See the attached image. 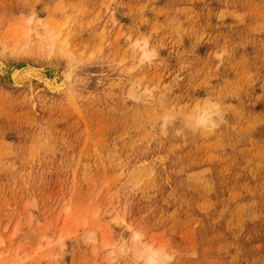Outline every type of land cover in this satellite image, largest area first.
<instances>
[{"label":"rangeland","instance_id":"1","mask_svg":"<svg viewBox=\"0 0 264 264\" xmlns=\"http://www.w3.org/2000/svg\"><path fill=\"white\" fill-rule=\"evenodd\" d=\"M38 23L61 28L52 50ZM3 54L45 75L59 65L73 98L0 73V240L14 233L0 264H104L83 224L101 247L142 227L197 251L179 264H264V0H0ZM133 85L147 102L125 100ZM208 95L226 106L215 134H176L179 121L160 134L161 98L180 109Z\"/></svg>","mask_w":264,"mask_h":264},{"label":"clouds","instance_id":"2","mask_svg":"<svg viewBox=\"0 0 264 264\" xmlns=\"http://www.w3.org/2000/svg\"><path fill=\"white\" fill-rule=\"evenodd\" d=\"M132 53L139 57L141 63H151L158 56V51L152 47L147 38L136 40L129 45ZM72 70L78 71L80 65L74 58H69ZM126 101L145 103V94L136 85L127 93ZM158 116L159 131L162 136L168 135L169 128H173L179 121L180 129L176 134L187 131L204 137L211 136L225 123L226 106L215 96L197 98L191 105L177 109L168 106L163 98L159 101ZM30 207H35L34 202ZM81 240L94 255L103 254L104 264H179L182 258L195 259L198 253L195 249L183 251L171 241L153 242L147 238L146 230L137 227L131 237L124 242H117L110 247H101L99 231L88 225H83Z\"/></svg>","mask_w":264,"mask_h":264},{"label":"bare ground","instance_id":"3","mask_svg":"<svg viewBox=\"0 0 264 264\" xmlns=\"http://www.w3.org/2000/svg\"><path fill=\"white\" fill-rule=\"evenodd\" d=\"M31 19H29V23H30ZM49 25V24H48ZM36 28H38L37 30V34L41 35V36H44V29L47 28L45 31L47 32V43L45 42L43 45V49L46 48V49H49V50H52V48L55 47V45L52 43L55 39L58 38V35H60L61 33V28L58 27V28H54L57 29L54 31V34L52 33V35L49 33V30L52 31V29L50 27H47V23H43V24H36L35 26ZM28 28V27H27ZM31 30V29H28V31ZM33 30V29H32ZM31 30V31H32ZM35 30V29H34ZM44 32V33H43ZM66 34V35H65ZM64 34V37L62 39H58V43L59 45H63V46H66L67 45V36L68 34L65 33ZM46 37V36H44ZM61 37V36H60ZM67 37V38H66ZM141 38H137L135 39L134 41L136 40H140ZM52 41V42H51ZM40 43V42H39ZM39 46V45H38ZM13 48V46H12ZM40 49V48H39ZM13 52V50H12ZM48 52V51H47ZM16 53V52H15ZM19 54V53H18ZM5 57V58H3ZM48 57V56H47ZM71 57V56H70ZM69 57V58H70ZM22 58V57H21ZM4 59V60H3ZM18 59V58H17ZM51 59V58H50ZM25 60V58H24ZM67 60V58H66ZM65 60V62H66ZM69 60V59H68ZM16 61V55H12V56H6L3 54L2 57H0V73H4L6 75H8V77H10V82L12 84V86L14 87H20L26 83H30L32 80L34 81L35 80V83H36V87L39 91H44V92H50V93H64L67 94V98L68 99H71L73 98L72 96V90L68 91L69 89V77L68 76H62L60 75V73L58 72V66L59 65H55L54 63H50L48 65H46L47 67L49 66V71H50V75H45L35 64L33 63H30L28 61H24L23 63L19 64V65H12L11 62H14ZM18 61V60H17ZM68 62V61H67ZM60 64V63H59ZM44 67V65H43ZM63 71V70H62ZM40 86V88L38 87ZM133 87V86H132ZM132 87H130V89H132ZM148 88V87H147ZM147 88H144V91H147V92H150V89H147ZM129 89V91H130ZM63 95V96H64ZM65 97V96H64ZM67 99V100H68ZM95 216V215H94ZM99 216H97L98 218ZM96 218V217H95ZM102 218V217H101ZM100 220V218H98ZM93 220V218H92ZM89 221L90 222V226H96V222L95 220L97 219H94L93 221ZM84 223V222H81L80 225ZM88 224V223H87ZM84 225V224H83ZM98 226L100 227L101 225L98 224ZM111 226L105 228L106 230V234H105V238H107V243L106 245H112L113 243L110 241L112 239V234H111ZM75 232V231H74ZM76 233V232H75ZM13 236H14V233H11L10 236H7L8 238H5L0 240V246L4 243H11L13 241ZM64 242V240H63ZM62 245V244H61ZM64 245V244H63ZM2 248V247H1ZM18 248V247H17ZM17 251V250H16Z\"/></svg>","mask_w":264,"mask_h":264}]
</instances>
